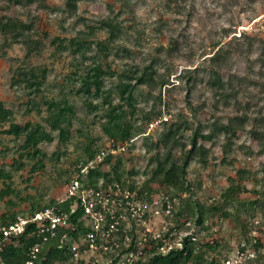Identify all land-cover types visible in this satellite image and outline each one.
<instances>
[{
	"label": "rangeland",
	"instance_id": "rangeland-1",
	"mask_svg": "<svg viewBox=\"0 0 264 264\" xmlns=\"http://www.w3.org/2000/svg\"><path fill=\"white\" fill-rule=\"evenodd\" d=\"M124 5L81 0L69 12L66 0H44L43 6L35 3L28 8L0 0V17L32 21L36 42L26 58L23 43L5 45L0 36V101L12 113L0 121V170L10 177L0 178V221L63 199L77 166L115 140L131 146L118 156L123 159L121 182L136 192L148 184L152 193L140 198L147 210L160 209L161 217L149 224L155 232L162 231L163 240L176 244L193 236L204 253L202 264H264V138L252 131L253 122L236 124L239 114L234 108L214 107L205 80L207 64L190 79L184 75L186 69L205 62L216 43L224 46L242 35L229 47L235 54L240 49L236 44L246 40L244 35L264 39V0H126ZM104 20L120 28L115 37L101 26ZM253 56L249 62L233 56L225 72L247 73ZM145 68L152 80L136 86L129 105L124 98L134 82L131 78ZM255 82L261 85L264 80ZM248 98L262 104L264 89L240 87L238 99ZM171 124L181 126L177 143L170 139L162 143ZM225 124L234 134L199 137L197 146L206 155L194 156L187 168L193 200L204 208V223L197 226L184 208L186 193L159 185L157 160L163 161L170 152L171 159L180 161L197 128L205 136L215 131L214 125ZM34 128L50 141L38 145V154L27 155L21 146ZM126 128L130 135L121 139L120 131ZM238 170L244 171L241 178ZM232 185L239 190L222 199ZM166 201L170 215L164 212ZM214 206L217 211L208 213ZM154 245H149L151 250ZM108 251L98 264L119 263L121 252ZM133 254L125 264L140 260ZM92 257L86 253L80 261L72 258V263L88 264Z\"/></svg>",
	"mask_w": 264,
	"mask_h": 264
},
{
	"label": "trees",
	"instance_id": "trees-1",
	"mask_svg": "<svg viewBox=\"0 0 264 264\" xmlns=\"http://www.w3.org/2000/svg\"><path fill=\"white\" fill-rule=\"evenodd\" d=\"M81 0H66V7L69 12L74 11L76 9V4ZM120 3L123 7L125 6L126 0H115ZM3 2L7 3L9 6H20L23 8H28L35 3L42 5L44 0H3ZM128 5V4H126ZM101 26L109 33V35L115 37L117 33L120 32V28L115 25V22L112 20H104L101 22ZM34 29V23L24 22L19 19H14L11 17L3 16L0 17V36L4 38V44L9 42L10 44H19L23 43L26 48V58L30 57L33 53V49L36 46V42L32 37V31ZM242 37V35H241ZM238 37L234 36L233 40L228 42L226 45H220L216 43L213 46V52L207 53L205 59L199 66H194L192 68L185 70V78L190 79L194 75H198L199 72L206 67V64L209 66L210 70L207 71V75L205 80H207L206 85L212 92L214 96V107L219 109L218 107H231L235 109L239 115L236 117L235 123L241 126L251 125L253 122V129L255 133L259 134L264 138V134L260 131H264V101L262 104L258 102L255 103L251 99L243 101L238 99L240 94V87L244 85L254 86L259 89H264V83L261 85L257 80H264V39L262 38H246L243 44H236V46H240V49L236 51L235 54L230 53L231 47H233L234 40L240 41ZM230 47V48H229ZM255 55V56H253ZM245 57V59L249 62V58L251 56L255 57L250 62V65L247 68V73L238 75L237 73H226V69H228V62L232 57ZM214 68H218L219 70L214 71ZM95 77H97V68H94ZM222 71V72H221ZM226 73L227 76L223 73ZM134 82L130 85L129 92L127 93L125 102L129 105L132 104L134 99L133 92L137 85L146 84L147 81H151L152 77L148 75L147 69L140 70L139 72L131 78ZM251 80V81H250ZM255 80V81H254ZM234 83L237 84L239 90H236ZM161 84L163 86L166 83L163 81ZM60 109V108H59ZM64 107L60 109L62 111ZM114 111V110H113ZM11 111L5 107L4 103L0 101V121L7 120ZM62 114L57 112L56 122L59 123L58 119H61ZM56 127V126H54ZM121 129L120 125L117 126ZM180 125L171 124L168 127L167 132L162 134L161 142L167 140L177 143L180 132ZM215 131L212 130L207 135H203V132L200 128H197L191 138L190 148L184 153L182 159L180 161H175L171 159V153L169 152L167 157L164 158L163 161L157 160V164L159 165V170L155 172V176L160 175L159 185L160 186H172L176 188L180 192L186 193V200L183 202L184 208L187 210L188 215L195 219V223L197 226H202L204 223V208L200 203H197L193 200V196L191 193V185L186 180L187 168L190 161L196 155H206V150H204L201 146H197L198 138L210 139L216 133H224L226 135H233L234 132L232 130V126L230 124L225 125H214ZM256 129V130H255ZM26 131V130H25ZM61 131H64L61 129ZM1 134V129H0ZM130 135V129L126 128L120 131V138L124 139ZM131 139V138H128ZM43 141H50V136L47 134H39L37 129H32L30 132H27L21 149L28 155L32 151L35 154L39 153L38 145ZM102 146L101 148H103ZM131 147V146H130ZM129 147V148H130ZM99 148V149H101ZM98 149V150H99ZM128 153V149L126 154ZM93 154L89 155L86 160L87 161L92 157ZM123 154L118 155H108L103 164L99 167L90 170L86 177H82L81 180L85 185L94 186L100 180H110L112 183L119 184L122 188L128 187L127 184L121 182L122 173L120 169L123 167V159L118 157ZM125 155V154H124ZM238 176L241 178V175L244 174V171L238 170ZM2 176L9 177V175H3V172L0 170V178ZM10 178V177H9ZM71 179V177H70ZM68 180L67 185L69 184ZM106 181V182H108ZM233 183L235 181L233 180ZM66 189V188H65ZM238 186H230L223 193L222 199H227V197L234 195L238 191ZM152 193V190L149 188L146 183L144 186L137 190V197H141L145 194ZM73 205V201L70 199H60L56 202H50L48 206H45L41 209H33L30 211V214H33L39 210L50 207L54 208L57 211L61 212H69L71 206ZM217 207H212L208 210V213H214L217 211ZM19 215V214H17ZM13 215L12 221L15 216ZM237 221L236 217L234 216ZM0 221V225H4L9 222L6 219H2ZM242 230L246 227L242 224ZM89 230L87 226V222L83 216V210L81 206H78L73 214L70 215L69 224L67 227H60L55 231V237L49 239L41 248L38 255V264H51L52 260L56 259L60 262H69L73 264L72 253H71V245L73 242L78 240V238L84 235ZM41 241L40 236L37 235L35 226L29 225L26 227L24 233L18 238L12 240L11 243L6 245L3 249L2 257L6 264H24L26 260V254L30 247L34 244L39 243ZM122 249L124 248L121 246ZM206 247L212 249L210 244H206ZM132 248V245H131ZM200 247L197 243V240L193 238V236H186L181 240V248H173L167 253H159L155 248L149 251L148 254H145L136 264H186L191 262V264H202L205 262L204 253L199 251ZM125 250H122L121 253H124ZM257 261V260H255ZM76 264H84L83 261L78 262Z\"/></svg>",
	"mask_w": 264,
	"mask_h": 264
},
{
	"label": "built area",
	"instance_id": "built-area-1",
	"mask_svg": "<svg viewBox=\"0 0 264 264\" xmlns=\"http://www.w3.org/2000/svg\"><path fill=\"white\" fill-rule=\"evenodd\" d=\"M150 127L153 128L154 124ZM128 147L129 144L126 142L110 140L90 159L77 166L65 189L64 198L73 201L69 212L47 207L33 214L17 215L12 221L0 225V264H6L2 257L4 247L12 240L18 239L29 225L35 226L41 241L28 249L24 264H38L42 246L55 237L56 229L68 226L70 215L78 206L83 210L89 230L71 245L70 250L75 261L82 260L83 254L92 253L94 258L92 257L88 264H98V258L102 257V254L107 255L108 250L112 249L119 253L125 250L118 255V264H125L124 261L133 257L134 251L137 258L145 256L151 251L149 246L151 243L156 244L153 249L159 253L181 248V242L169 243L163 240L162 231L155 232L151 229L149 223L161 217L160 209L155 207L154 210H147V204L142 198L137 197L135 190L103 180L94 186L82 182L81 178L86 177L90 170L102 165L108 155L125 154ZM164 212L165 215L171 214V205L167 201L164 204ZM133 228L135 236L130 234Z\"/></svg>",
	"mask_w": 264,
	"mask_h": 264
}]
</instances>
